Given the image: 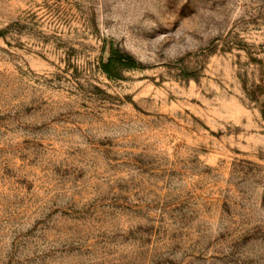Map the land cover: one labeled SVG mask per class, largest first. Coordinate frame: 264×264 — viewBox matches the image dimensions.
<instances>
[{"label": "rangeland", "instance_id": "obj_1", "mask_svg": "<svg viewBox=\"0 0 264 264\" xmlns=\"http://www.w3.org/2000/svg\"><path fill=\"white\" fill-rule=\"evenodd\" d=\"M258 85L264 0H0V264H264Z\"/></svg>", "mask_w": 264, "mask_h": 264}, {"label": "trees", "instance_id": "obj_2", "mask_svg": "<svg viewBox=\"0 0 264 264\" xmlns=\"http://www.w3.org/2000/svg\"><path fill=\"white\" fill-rule=\"evenodd\" d=\"M4 34L3 32L1 33ZM140 63L134 59L128 53L121 51L118 48L111 47L109 53L104 55L102 60L100 61L99 68L101 72L110 79H118L120 78L121 72L123 70H132L140 67ZM258 91L262 93L264 92L261 86H257ZM248 98L252 101L258 102V96L255 92L245 91ZM264 115V112H262Z\"/></svg>", "mask_w": 264, "mask_h": 264}]
</instances>
